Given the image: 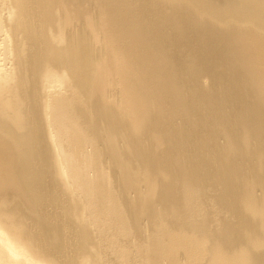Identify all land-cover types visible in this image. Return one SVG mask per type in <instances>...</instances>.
<instances>
[{
  "label": "bare ground",
  "instance_id": "6f19581e",
  "mask_svg": "<svg viewBox=\"0 0 264 264\" xmlns=\"http://www.w3.org/2000/svg\"><path fill=\"white\" fill-rule=\"evenodd\" d=\"M0 264H264V0H0Z\"/></svg>",
  "mask_w": 264,
  "mask_h": 264
},
{
  "label": "water",
  "instance_id": "95a60500",
  "mask_svg": "<svg viewBox=\"0 0 264 264\" xmlns=\"http://www.w3.org/2000/svg\"><path fill=\"white\" fill-rule=\"evenodd\" d=\"M93 21V20H92ZM95 23H97V21L95 20ZM247 117V116H246ZM252 131H256L257 132V137L255 138V142L257 143V141H259L258 140V135H259V133L261 132V131H263V128L261 127V126H254L253 128H249V129H247V130H245V129H243V128H240L239 129V136L237 137V144L238 145H240L241 147H242V144L241 143H246V142H248V140H251V139H254V138H252V136H251V132ZM197 150H199V149H197ZM248 152H250L252 155H254V154H257V152L259 153L260 151H259V148L257 147V148H255V149H249V150H247ZM256 151V152H255ZM192 158V156L190 157V159ZM234 166H235V169L237 168V169H241L242 168V165L241 164H237V163H235V161H234V165L232 166L233 168H232V170H234ZM202 167L200 166L199 167V165L198 166H196V169L197 170H200ZM193 169H195V168H193ZM201 175V174H200ZM254 175V174H253ZM196 176H198V177H196ZM255 176V175H254ZM235 177V176H234ZM251 177H252V175H251ZM256 177V176H255ZM192 178H194V179H198L197 180V182L199 183V184H201V183H203V180H201L202 178H200V176H199V174L198 173H196L194 176L192 175V177H191V179ZM253 180H255V179H253ZM196 183V182H195ZM194 184V183H193Z\"/></svg>",
  "mask_w": 264,
  "mask_h": 264
},
{
  "label": "rangeland",
  "instance_id": "374dc122",
  "mask_svg": "<svg viewBox=\"0 0 264 264\" xmlns=\"http://www.w3.org/2000/svg\"><path fill=\"white\" fill-rule=\"evenodd\" d=\"M78 22H80V21H78ZM82 22V21H81ZM82 24V23H81ZM80 25V24H79Z\"/></svg>",
  "mask_w": 264,
  "mask_h": 264
}]
</instances>
